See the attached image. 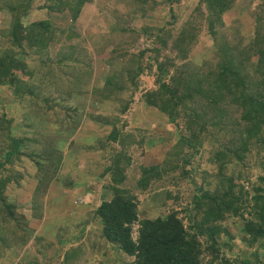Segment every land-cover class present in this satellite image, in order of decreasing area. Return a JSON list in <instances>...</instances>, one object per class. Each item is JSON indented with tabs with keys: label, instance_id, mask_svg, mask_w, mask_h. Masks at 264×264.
<instances>
[{
	"label": "trees",
	"instance_id": "obj_1",
	"mask_svg": "<svg viewBox=\"0 0 264 264\" xmlns=\"http://www.w3.org/2000/svg\"><path fill=\"white\" fill-rule=\"evenodd\" d=\"M46 2L37 9L43 18H34V0H0V10L10 16L8 25L0 28V93L11 91L16 102L10 108L24 103L29 110L33 102L30 111L36 113L45 105L42 113H48L54 108L51 100L34 93L21 75L33 76L35 70L27 62L32 54L46 56L61 40L71 41L59 45L56 61L58 66L69 67L68 89L84 90L102 105L80 111L72 104L71 109L77 121L85 117L94 126L108 127L92 149L101 150L104 161L100 172L82 178L83 186L71 182L95 196L78 206L71 198L74 193H64L67 183L64 189L57 180L66 176L59 172L63 166L47 169L46 149L25 152L23 147L32 138L16 136L14 131L22 127L12 124L13 116L1 112L0 264L8 260L44 264L49 249L54 258L62 254L67 262L76 254L70 244L88 230L85 219L69 236L52 232L57 237L50 241L30 228L28 214L5 194L11 177L1 175L7 164L20 158L35 166L30 209L36 222L44 216V198L56 191L58 205L70 211L93 207L90 219L99 222L100 236L118 256L133 258V264H264V0L249 11L252 22L246 32L240 13L228 16L237 0H117L118 4L106 9L109 28L97 35L92 50L83 43L92 32L85 34L78 23L92 0ZM160 10L171 12L172 21L157 18L155 13L159 15ZM205 34L208 51L203 58L193 57L191 51ZM140 38L143 45L136 50ZM96 56L108 65L106 71L96 74ZM42 63L47 62L43 59ZM153 71L156 86L143 88L141 76ZM139 92V110L159 115L165 134L167 125L175 135L156 164L140 167L139 189L145 191L164 171L193 165L201 171L199 185L193 186L181 210L172 208L149 217L140 216L138 197L127 184L128 152L142 141L124 130L122 115ZM205 153L210 167L201 169L199 160ZM197 155L199 160L192 164ZM74 159L79 162L80 156L75 154ZM13 180L19 181L18 176ZM87 181L91 187L86 188ZM165 194L179 199L171 191ZM156 198L157 192L152 196ZM63 220L69 224L67 217ZM9 226L16 228L7 233Z\"/></svg>",
	"mask_w": 264,
	"mask_h": 264
},
{
	"label": "rangeland",
	"instance_id": "obj_2",
	"mask_svg": "<svg viewBox=\"0 0 264 264\" xmlns=\"http://www.w3.org/2000/svg\"><path fill=\"white\" fill-rule=\"evenodd\" d=\"M258 1L259 0H237L238 5L235 6L234 10L228 13L229 18H233L235 15L238 16L239 13L241 14L239 18L242 20L241 26L242 30L245 29L244 32H246L247 26L252 22V18L249 17V11L256 9ZM44 3H47L46 0H34V18H43V14L38 12L39 10L37 9ZM99 4H103L101 8H98ZM115 4H118L117 0H92L90 4L88 3L84 7L83 13L78 19V23L85 34H88L90 31L92 32L90 35L92 39L89 38L85 40L86 42L83 41V43H85L84 46H88L90 50L93 49V43L98 42L99 36L97 35L100 34L101 31H105L106 28H109L106 9L115 6ZM160 11L159 15L155 13L157 18L158 16L159 18L166 17V20L172 21L170 17L171 12H168V10ZM177 17H179L178 14ZM9 18L10 16L7 12L0 10V28L8 25ZM141 42L142 38L139 40L140 44L138 43L137 46H135L136 50L142 47L143 43ZM71 43V41L63 39L61 42L53 45V49H51L50 53L46 56H36L32 54L28 57L27 62L29 68L35 70L33 76L28 78L26 75H21L27 80V84L33 87L34 93L41 97H48L49 100L52 101H50V103L54 108L45 114L42 113V111L47 108H45V105H41L43 110H38V108H36V110H38L36 113L30 111L34 107L33 102L29 110L24 107V103L23 105L21 103L20 106L16 104L17 107L10 108L8 105L13 104L16 99L13 97L11 91L3 89L0 93V114L5 111L10 117L13 116V125L17 124L22 127V130L20 129L19 131L16 126L11 127L12 130H17V132L13 130L16 136H27L32 138L30 143H27L23 147L25 152H31L32 150L42 152L46 149V155H48L46 168L49 169L50 166V169L55 168L58 170L63 166L61 170L59 169V172L63 171L66 173V176L63 175L58 177L57 180H60V187L63 186L62 188L64 189H66L67 183L68 188L64 190V193L67 195L74 193L71 198L76 205L80 206L86 202L93 201V198H95L94 194L90 195L89 193H84L82 188L81 190L83 192H81L78 186L79 184L83 186L85 182L80 181L82 178L89 176L86 174L96 171L100 172L104 161L102 156L103 152L98 149H92L98 146V143H100L107 132L106 130L108 127L94 126V122L85 117L80 119L81 121H77L75 117L76 113H73L71 109L72 104H75L80 111L87 110L89 106L102 107L99 102L92 101L89 94L84 90L78 91V89H68L66 86V81L71 80L69 67L63 63L58 66L56 60L60 58V55L56 52L60 44ZM208 45L209 42L205 34L200 39L198 46L195 47L190 54L193 57L203 58V53L208 51ZM67 50L68 49L63 48L62 52H66ZM133 50L136 51L135 49ZM74 56L77 57L76 54ZM43 59L44 62L47 63H42ZM64 59L67 60V58ZM107 68L108 65L102 64L100 59L96 56L94 69L96 74L100 71H106ZM73 71L74 70H71V73ZM154 73L155 71L148 76L145 72V75L143 74L141 76L143 88L148 89L156 86L154 82L155 77L152 75ZM92 84H94V82ZM67 92L70 94V97L67 96ZM71 98L72 100H70ZM68 100H70V103H68ZM139 100L140 92L136 93L129 108L122 115V119L126 121L124 130L132 133L137 140L142 141L138 147H134V149L128 152L131 154V164L128 167L127 184L138 197L139 214L141 217L156 216L160 212H163V210L168 212L172 208L181 210V207L184 206L186 201L190 200L189 196L194 189L193 186L199 185L201 181V171H199V168L194 167V165L193 167H178L175 170L164 171L166 174L161 173L162 175L160 178L153 182L145 191L139 189L136 178L139 177L140 167L156 164L159 161V157H162L172 142L175 141L173 129L169 128L167 125L165 134L163 119L159 118V115H152V112H142L139 110ZM28 102L29 101L26 100V103ZM136 117H138L137 121H135ZM75 154L80 156L79 162L75 161ZM58 156H60L61 160L57 162ZM206 156L207 154L205 153L204 158L201 157L199 160L197 159V155L196 158L193 159L192 164H196V160H199L200 164H202L201 169L209 168L210 166L209 162H206ZM63 163H65V165H63ZM185 170L189 172L188 175L182 173V171ZM34 172L35 166L27 162L25 158L15 160L13 164H7L3 172H1L2 176H10L12 179L6 186L5 194L8 200H15L16 205L19 206V210L28 214V224L30 228L34 227L37 234L43 235L50 241H55L57 236L52 232H58L59 235L64 234L69 236L74 227L78 226V224H82L85 219L89 220L87 226L88 230L84 232L82 237L78 236L79 238L70 244V251L72 248L75 250L74 252H76L72 258H69L67 262L64 260L62 254L54 258L52 249H49V255H45L44 264H133V258H123L121 255L118 256L115 249L110 244L106 243L100 236L98 230L101 226L99 222L90 219V212L93 207H79L75 211H73V209L70 211V207H65L64 205L61 207L58 205V197L57 194H55L56 191H51L46 195L43 201L44 216L36 222V214H33V211L31 212L30 209L32 189L35 184V179L32 176ZM16 176H18L19 181L13 180V177ZM73 181L78 186L74 187L71 183ZM89 181H87L88 184L86 188L92 185ZM57 187L56 190L60 191L59 185H57ZM72 187L76 189H72ZM167 190L171 191V193L179 199L176 200L175 197L166 198L165 193ZM154 192H157L156 200L152 199V196L155 194ZM163 201H166V205H163ZM161 202L162 205L157 207L156 204ZM179 216L182 217L183 214L179 213ZM66 217L68 218L69 224L63 222V218ZM9 227L10 228L6 230L7 233L11 232V228H16V226ZM235 251H238V248H235ZM238 253H240V251L234 253L233 256H236L235 254ZM3 264H18V260H14L12 263L8 260Z\"/></svg>",
	"mask_w": 264,
	"mask_h": 264
}]
</instances>
